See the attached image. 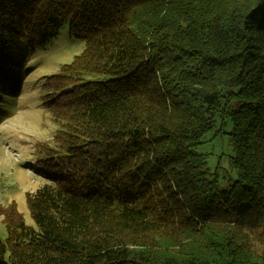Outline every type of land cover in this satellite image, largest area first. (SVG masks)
I'll return each mask as SVG.
<instances>
[{
  "label": "trees",
  "instance_id": "16d2710c",
  "mask_svg": "<svg viewBox=\"0 0 264 264\" xmlns=\"http://www.w3.org/2000/svg\"><path fill=\"white\" fill-rule=\"evenodd\" d=\"M64 24L84 49L40 86L56 147L0 264H264V0H0V93ZM228 120L221 187L196 146Z\"/></svg>",
  "mask_w": 264,
  "mask_h": 264
},
{
  "label": "rangeland",
  "instance_id": "374dc122",
  "mask_svg": "<svg viewBox=\"0 0 264 264\" xmlns=\"http://www.w3.org/2000/svg\"><path fill=\"white\" fill-rule=\"evenodd\" d=\"M49 45L39 48L22 69L23 82L14 97L0 93V209L11 203L23 216L26 224L34 226L26 205V192H33L47 180L41 172L37 152L44 146L55 151L53 142L57 124L43 108L41 84L46 77L59 73L63 64H69L84 49V42L70 39L67 24ZM7 92V91H4ZM231 121L206 133L196 150L206 155L209 177H216L219 186L227 187L237 178L231 164L233 155L229 143ZM46 151V149H44ZM47 152V153H51ZM43 154V152H42ZM41 168V169H40ZM252 250L264 255V230L243 233ZM7 231L0 215V239Z\"/></svg>",
  "mask_w": 264,
  "mask_h": 264
}]
</instances>
